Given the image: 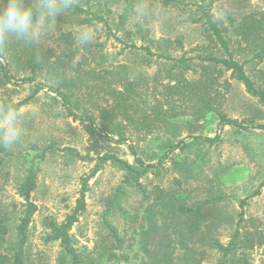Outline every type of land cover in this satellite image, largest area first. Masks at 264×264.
<instances>
[{"label": "rangeland", "instance_id": "374dc122", "mask_svg": "<svg viewBox=\"0 0 264 264\" xmlns=\"http://www.w3.org/2000/svg\"><path fill=\"white\" fill-rule=\"evenodd\" d=\"M85 1L77 0V4L84 8L95 4L94 11L101 7L107 24L89 26L96 38L89 47L80 49L74 46L71 34L85 16L69 12L58 18L55 32L36 46L41 56H50L51 67L36 75V81L46 89L32 97L35 86L23 82L31 72L13 59H1L8 64L13 81L5 78L0 66V110L32 98L19 110L22 140L10 149L0 146V236L2 228L6 230L0 252L11 253L15 246L25 202L23 186L31 169L35 171V186L30 199L38 211L29 226L24 264H70L60 243L47 241L48 224L61 223L73 212L89 176L86 210L71 231L75 248L89 263L152 264L146 250L152 251L161 243L172 255L171 264H219L221 255L211 248L210 241L228 244L239 223L241 232L262 233L264 240V186L259 195L248 198L264 183V128H260L264 126V104L225 72L210 89L209 102L236 124L220 128L216 113L200 117L194 93L169 78L173 61L141 49L150 45V40H181L183 49H172L171 54L192 59L196 71L187 72L185 79L197 81L200 65H209L201 57L223 55L206 37L203 25L191 21L198 17L200 0H178L171 6L161 0H145L148 14L138 20L132 12L122 27L123 1L99 4L94 0L89 6ZM209 10L233 36L234 27L245 15L264 11V0H217ZM10 43L20 53L22 44ZM150 47L152 53L157 52L156 45ZM58 69L80 81L77 97L88 113L95 115L97 127L102 128L106 110L116 117V123L123 121L125 144L117 142L114 132L109 134L114 141L89 134L88 122L78 119L82 110L76 112L77 117L70 115L60 97L49 89L58 86ZM110 71L115 74H107ZM246 71L251 77L264 72V62L249 64ZM120 76L128 79L124 86L117 82ZM123 91V95L117 94ZM218 134L222 140L213 146L195 141ZM182 140L186 148L172 151L169 145ZM130 146L146 164L156 165L169 153L163 164L141 180L145 195L126 187V173L110 162L93 174L105 154L134 164ZM119 186L125 191L119 198L127 216L117 210L106 213ZM161 191L168 194L164 200L157 199ZM246 198L242 209L240 202ZM169 199L187 207L204 202V218L195 234L189 232L191 220L175 215L164 203ZM106 222L118 231L120 242L111 236ZM235 256L244 258L241 264H264V244L240 250Z\"/></svg>", "mask_w": 264, "mask_h": 264}, {"label": "trees", "instance_id": "16d2710c", "mask_svg": "<svg viewBox=\"0 0 264 264\" xmlns=\"http://www.w3.org/2000/svg\"><path fill=\"white\" fill-rule=\"evenodd\" d=\"M94 0H86L85 4L89 6L90 2ZM101 4L103 1L108 0H98ZM114 1V0H109ZM125 3L124 13L121 16L120 27H122L127 21L128 16L133 12V8L137 3V0H119ZM165 6H171L175 3H178V0H161ZM217 0H200V4L197 3V18H192L191 21L194 23H201L204 27L206 37L222 50V56L210 55L206 57H201L203 62H208L209 65L202 64L200 65V78L197 81L190 82L185 79V74L189 71H196L195 64L192 59L182 56L181 58H175L172 56L170 50H179L183 49V44L181 40H176L175 42L161 38L159 40H150V45L157 46V52L152 53L150 45L146 47H141L145 49L148 54L155 56L158 59L173 61V65L168 71V76L171 80H176L178 83L182 84V89H188L189 92L194 93L196 96L197 102L201 107V116L204 117L208 112H214L219 117V126L223 128L227 125H235L236 121L229 119L225 114H223L219 108H216L209 102L210 98V89L212 86L218 82V80L224 75L225 72L231 73V78L237 80L239 83H242L246 91L254 97H258L260 102L264 104V72L258 71L254 76H249L246 71V66L249 64H259L264 62V11L257 14L245 15L239 24L234 27L233 36L230 35L228 27L222 26L219 20L214 19V16L210 13V6L212 3ZM95 4L84 8L79 4L76 5L75 9L71 11L72 16H85L80 19V25L92 26L96 23H105L107 21L104 19L103 15L100 14L103 9H98V11L93 10ZM176 44L177 47H174ZM19 45V44H18ZM235 45V46H233ZM19 49L20 53H17L9 42L5 47L0 49V66L3 68L4 76L9 81H13V77L9 74L8 64L4 65L3 60L1 59H13L16 63L21 64L25 69L29 70L32 74L28 79H23V82L32 83L35 86L34 95L40 91L46 89L44 85L36 81V75L47 68L51 67L50 56L47 54L40 55L39 50L34 47H29L21 45ZM132 47L137 48L136 45ZM15 49V50H14ZM140 49V48H139ZM13 51H15L13 55ZM8 56V57H7ZM200 58V57H199ZM240 58V59H239ZM242 59V61H240ZM212 72H217L216 76L212 75ZM107 74H115V72H107ZM57 87H50L49 89L57 94L62 100V104L66 110L70 113L71 116L77 117L78 111L82 110V115H79L78 119L88 122L87 130L91 135H99L101 138L107 141H114V138L109 135L111 132L118 136V143L125 144L127 142L126 135L124 133V123L123 121L116 123V117L110 115V112L107 110L102 115L104 123H102V128L100 129L95 124V115L88 113L85 109L82 101L77 97V91L81 89L80 81L74 77H68L66 71L57 70L56 72ZM180 79V80H179ZM82 81V80H81ZM128 81L127 77H118L117 82L123 84ZM128 85L131 86L130 83ZM125 91V89H124ZM123 92L117 94L123 95ZM126 91H128L126 89ZM129 92V91H128ZM27 98L26 100L12 105L20 110V108L27 104V102L32 98ZM131 98V97H130ZM131 100V99H130ZM5 107V108H6ZM114 112V110H113ZM264 128V126H260ZM222 140L221 134L216 135L215 137H206L196 138V142L208 143L209 146H213L219 143ZM172 151L177 149H185V141L182 140L177 145H169ZM130 149L133 151L135 156V163L132 164L127 160H123L113 154H105L99 158V162L93 174L98 171V168L104 164L110 162L114 166L118 167L120 170L126 173L124 179V184L126 187L134 188L145 195L146 189L141 183V180L151 173L155 168L164 163L168 158L169 153H166L160 157V160L156 165L146 164L141 158L136 154V151L133 146H130ZM91 176L84 179L83 187L81 190V196L77 201L76 207L71 214H69L66 219L58 223L56 221H50L48 224L50 234L47 237L48 242H59L65 257L70 260V264H92L89 261L85 260L82 257V254L78 252L73 244V239L71 236V231L75 224L79 221L80 217L86 210V193L88 191V182ZM35 186V171L31 169L26 178V182L23 186V209L19 217L18 225L16 227V243L11 251V253L0 252V264H24L23 263V252L28 241V231L29 226L32 222L34 215L38 211L37 205L31 201L30 193L34 190ZM264 186V183L252 193L248 198L257 196L261 193V189ZM125 195L123 186H119L117 193L114 199L108 205L106 213L110 214L113 211L117 210L122 213V215H128L126 211L121 208L120 198ZM168 194L162 192L157 196V199L164 200L167 198ZM244 199L240 202V206L243 209L247 203V199ZM164 203H168L170 211H173L175 215L187 217L191 220L189 226V232L195 234L204 218L202 214V205L199 204L196 207H187L184 204H177L172 200H166ZM241 220L243 217L241 216ZM241 222V221H240ZM240 224L233 235L231 241L228 244H223L217 240H211L210 246L213 250L217 251L221 255L219 264H233V263H243L244 258H236L240 250H251L255 247H261L264 244L262 233H252L250 231L241 232ZM106 228L108 229L111 236L117 242H120L118 231L109 225L106 222ZM155 230V227L153 228ZM2 233L6 234V230L2 228ZM2 233L0 242H2ZM152 260V264H171L172 255L168 251L167 247H163L161 243L156 245L152 251L146 250Z\"/></svg>", "mask_w": 264, "mask_h": 264}, {"label": "clouds", "instance_id": "9594fccd", "mask_svg": "<svg viewBox=\"0 0 264 264\" xmlns=\"http://www.w3.org/2000/svg\"><path fill=\"white\" fill-rule=\"evenodd\" d=\"M77 0H0V49L10 41L34 47L55 32L57 20L73 11ZM149 12L145 0H137L134 16L143 19ZM96 38L92 28L77 26L71 39L77 48L89 47ZM23 116L17 108L7 106L0 110V146L10 149L24 135Z\"/></svg>", "mask_w": 264, "mask_h": 264}]
</instances>
